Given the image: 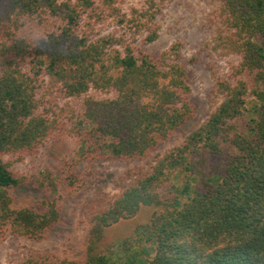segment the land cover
<instances>
[{
  "label": "trees",
  "instance_id": "trees-1",
  "mask_svg": "<svg viewBox=\"0 0 264 264\" xmlns=\"http://www.w3.org/2000/svg\"><path fill=\"white\" fill-rule=\"evenodd\" d=\"M171 1L0 0V56L8 57L0 75V241L46 237L62 219L60 199L78 189L75 164L146 163L89 212L81 260L46 253L17 264H107L106 229L144 205L156 208L142 226L154 244L146 264H264V0H203L212 35L204 45L230 58L231 73L215 77L209 119L162 155L160 145L195 117L181 43L144 49L159 38L158 16ZM249 91L260 108L242 130ZM57 135L75 140V154L42 173L44 209L17 205L12 165ZM187 151H204L217 181L176 205L158 187Z\"/></svg>",
  "mask_w": 264,
  "mask_h": 264
},
{
  "label": "rangeland",
  "instance_id": "rangeland-1",
  "mask_svg": "<svg viewBox=\"0 0 264 264\" xmlns=\"http://www.w3.org/2000/svg\"><path fill=\"white\" fill-rule=\"evenodd\" d=\"M125 1L140 4L144 0ZM209 12L210 6L203 0L169 2L158 16L162 26L159 38L144 45L147 52L159 53L168 50L176 42L181 43L180 53L188 69L192 88L190 98L195 106V117L160 145L157 152L162 155L181 145L189 133L209 119L213 110L211 89L215 84V77L231 73L230 58L221 57L212 52L211 45L207 49L204 45L212 40L209 32ZM34 29L38 27L35 26ZM7 60V56H0V75L6 68ZM68 100L74 106H80L79 99ZM259 108L260 102L249 91L243 111L244 118L238 121L242 130H245L247 121L257 117ZM75 146L74 139L57 135L24 161L13 164L12 168L20 180L19 187L13 191L16 204L42 211L43 196L39 194L37 187L41 185L42 173L47 167L56 168L62 159L74 155ZM208 158L204 151H187L183 157L177 155L172 164L166 167V178L164 177L163 184L158 187L160 195L179 205L197 192L201 193L215 184L216 170H213L211 160L206 164ZM144 164L145 161L128 162L117 159L82 161L75 164L73 170L78 175V189L74 195L60 199L61 221L41 240L16 235H8L2 239L0 264H17L30 255L46 253L82 258L85 251L87 215L91 210L100 208L102 197L117 195L124 180H133L132 176H126L129 169ZM155 209L153 206L144 205L135 217L121 220L106 229L101 248L108 257L107 264L147 263L154 254V244L147 240L149 231L143 230L142 226L149 223Z\"/></svg>",
  "mask_w": 264,
  "mask_h": 264
}]
</instances>
